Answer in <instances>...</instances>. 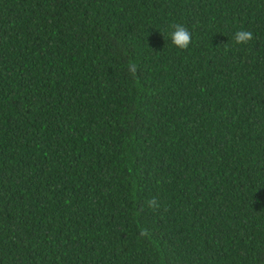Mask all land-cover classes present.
<instances>
[{
	"label": "trees",
	"instance_id": "1",
	"mask_svg": "<svg viewBox=\"0 0 264 264\" xmlns=\"http://www.w3.org/2000/svg\"><path fill=\"white\" fill-rule=\"evenodd\" d=\"M0 264H264V0H0Z\"/></svg>",
	"mask_w": 264,
	"mask_h": 264
},
{
	"label": "clouds",
	"instance_id": "2",
	"mask_svg": "<svg viewBox=\"0 0 264 264\" xmlns=\"http://www.w3.org/2000/svg\"><path fill=\"white\" fill-rule=\"evenodd\" d=\"M172 44L179 49H186L190 43V34L183 27H177L171 33ZM252 38L251 33L238 32L235 35L237 43L245 42Z\"/></svg>",
	"mask_w": 264,
	"mask_h": 264
}]
</instances>
